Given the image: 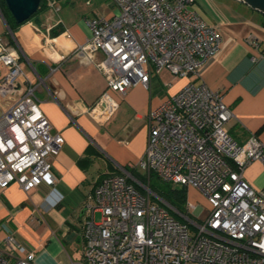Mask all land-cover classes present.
Wrapping results in <instances>:
<instances>
[{
  "label": "built area",
  "instance_id": "2783aa9c",
  "mask_svg": "<svg viewBox=\"0 0 264 264\" xmlns=\"http://www.w3.org/2000/svg\"><path fill=\"white\" fill-rule=\"evenodd\" d=\"M109 1L113 16L86 19L91 36L76 48L88 57L104 54L96 67L106 89L87 111L98 125L118 109L111 93L124 95L138 84L148 89L151 75L162 71L198 79L221 46L194 0ZM46 3L58 12L56 0ZM0 65L5 69L0 99L6 102L0 114V190L17 184L28 193L44 182L53 189L51 160L63 138L41 112L18 51L1 37ZM233 117L222 93L204 83H188L150 110L137 168L148 180L155 175L200 191L208 214L197 222L175 210L186 221L177 220L173 208L120 169L88 196L93 204L84 207V264H264V189L243 177L250 163L264 164V142L256 135L242 145L233 141L226 129ZM191 208L187 202L186 209ZM34 259L35 253L12 235L3 239L0 264H35Z\"/></svg>",
  "mask_w": 264,
  "mask_h": 264
},
{
  "label": "crops",
  "instance_id": "0c3cea01",
  "mask_svg": "<svg viewBox=\"0 0 264 264\" xmlns=\"http://www.w3.org/2000/svg\"><path fill=\"white\" fill-rule=\"evenodd\" d=\"M56 2L58 12L38 11L13 32L0 7V37L18 51L41 112L63 138L51 160L57 179L53 189L44 182L28 193L17 184L0 190V245L9 234L35 253V264H84V207L93 204L88 196L104 177L123 168L139 170L149 111L184 85L204 83L222 93L234 116L226 129L238 145L251 135L264 142V16L235 0H194L221 39L201 77L171 82L162 71L151 75L148 89L138 84L124 95L111 93L118 109L98 125L87 111L106 89L105 76L96 67L104 54L88 57L76 48L91 36L85 20L110 18L115 9L109 0ZM4 72L0 65V79ZM5 107L0 99V114ZM243 177L255 189H264V164L250 163Z\"/></svg>",
  "mask_w": 264,
  "mask_h": 264
},
{
  "label": "rangeland",
  "instance_id": "374dc122",
  "mask_svg": "<svg viewBox=\"0 0 264 264\" xmlns=\"http://www.w3.org/2000/svg\"><path fill=\"white\" fill-rule=\"evenodd\" d=\"M170 77L172 79L171 82H176L178 80H181L182 78H188L189 76L172 77L170 75ZM171 87L169 86V88H171ZM138 173H139V175L142 178H144V180H142V179L141 180L144 182V185L148 186L150 192H152L153 194H156L157 196H159L161 198L164 196V194H167V193H169L170 191H172L174 189V186L171 183L162 181L161 179H159L155 175H152L150 177V180L148 181L147 180V176H146V174L143 171L138 170ZM168 200L170 201L171 204L166 203V202L165 203L168 206H170L171 208H173L172 211L170 212L171 216H173L174 218H176L179 221H183L184 222L186 220L183 217H181L180 215L176 214L174 212L175 210L180 212L182 215L188 216L189 218H191L192 220H195L197 222H201L208 214V205H207V203L205 201V198H204L203 194L200 191H198V190H196V189H194L192 187H190V190L188 188H186V187L184 188L183 199H178L177 197L176 198L173 197V198L168 199ZM187 202L190 203L191 205H193L195 209L191 208L188 211L186 209V203ZM160 203L162 204V202H160ZM99 217H100V215L98 213H96L95 214V219L97 221L99 220ZM191 231H193V230L191 229Z\"/></svg>",
  "mask_w": 264,
  "mask_h": 264
},
{
  "label": "water",
  "instance_id": "95a60500",
  "mask_svg": "<svg viewBox=\"0 0 264 264\" xmlns=\"http://www.w3.org/2000/svg\"><path fill=\"white\" fill-rule=\"evenodd\" d=\"M264 16V0H235ZM41 0H4L5 6L17 24L27 21L37 12Z\"/></svg>",
  "mask_w": 264,
  "mask_h": 264
},
{
  "label": "trees",
  "instance_id": "16d2710c",
  "mask_svg": "<svg viewBox=\"0 0 264 264\" xmlns=\"http://www.w3.org/2000/svg\"><path fill=\"white\" fill-rule=\"evenodd\" d=\"M0 7L2 8V11H3V15H4V18H5V20H6V23H7V25H8V27H9V30L10 31H14L15 30V28L18 26V25H20V24H17V23H15V21L13 20V18L11 17V15H10V13L8 12V10H7V8H6V6H5V3H4V0H0ZM45 10H47V3H46V0H41V2H40V5H39V8H38V10H37V12L38 11H45ZM36 12V13H37ZM36 13H34L32 16H34ZM31 16V17H32ZM30 17V18H31ZM29 18V19H30ZM28 19V20H29ZM27 20V21H28ZM26 22V21H25ZM125 170L128 172V173H130V175L134 178V179H136V180H138L140 183H142V184H144V182L142 181V180H144V178H142L140 175H139V173H138V171L137 170H135V169H130V168H125ZM142 179V180H141ZM147 180H148V178H147ZM150 180V179H149ZM148 180V181H149ZM174 186V185H173ZM184 188L185 187H183V186H174V189L172 190V191H170L169 193H167V194H164V196L161 198V197H159V198H161L164 202H166V203H169V204H171L170 203V201L168 200V199H171V198H173V197H177L178 199H183V191H184ZM153 201L154 202H157V200L156 199H153Z\"/></svg>",
  "mask_w": 264,
  "mask_h": 264
}]
</instances>
